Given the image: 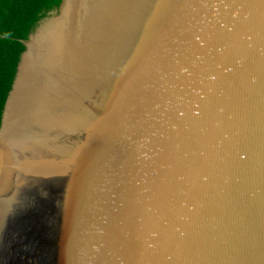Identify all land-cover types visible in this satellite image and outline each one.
<instances>
[{
  "label": "water",
  "instance_id": "1",
  "mask_svg": "<svg viewBox=\"0 0 264 264\" xmlns=\"http://www.w3.org/2000/svg\"><path fill=\"white\" fill-rule=\"evenodd\" d=\"M0 40V264H264V0H18Z\"/></svg>",
  "mask_w": 264,
  "mask_h": 264
},
{
  "label": "trees",
  "instance_id": "2",
  "mask_svg": "<svg viewBox=\"0 0 264 264\" xmlns=\"http://www.w3.org/2000/svg\"><path fill=\"white\" fill-rule=\"evenodd\" d=\"M18 0H0V40L11 11Z\"/></svg>",
  "mask_w": 264,
  "mask_h": 264
}]
</instances>
